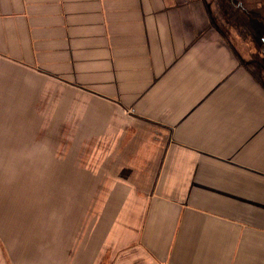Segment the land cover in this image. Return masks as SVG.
<instances>
[{
    "label": "crops",
    "instance_id": "crops-1",
    "mask_svg": "<svg viewBox=\"0 0 264 264\" xmlns=\"http://www.w3.org/2000/svg\"><path fill=\"white\" fill-rule=\"evenodd\" d=\"M75 119L93 206L32 198L0 264H264V0H0V169L49 198Z\"/></svg>",
    "mask_w": 264,
    "mask_h": 264
},
{
    "label": "rangeland",
    "instance_id": "rangeland-1",
    "mask_svg": "<svg viewBox=\"0 0 264 264\" xmlns=\"http://www.w3.org/2000/svg\"><path fill=\"white\" fill-rule=\"evenodd\" d=\"M55 108L56 111L57 109L60 110V107ZM84 126L87 128H93L95 123L93 119H90L85 121ZM69 127L70 149L69 153H67L68 159H66L65 151L64 153H54V163L56 164L58 162L57 160H59V162L54 167V191L52 196L49 198L46 199L45 197V184L43 181L38 180L37 184L30 182V177L32 176L31 172L34 171V169L29 167H24L20 170L0 169V224L8 222L10 224L22 226L24 223H29V208L32 198V204L36 202L37 206H33L31 210L34 211L36 207H41L44 217H39V219H42L43 223H45L46 218V206H52L54 208L53 218L55 224L60 223L61 219L65 220L66 218V216L61 212V208H67V218L70 221H73L75 219L76 212L72 209L76 210L80 204H82V206H86L87 208L93 206L94 200L86 199V201H82V203H80L79 201L77 202V200L72 199L74 197L73 193L78 189L83 188V185H85L87 191L93 190L94 188L92 184L93 178L91 172L86 170L87 172L82 173V170L78 169L80 167L79 161L83 163V165L85 164L84 159L87 163H90L93 159V153H86L79 150L81 148V145L78 146V129L81 127L79 121L76 119L71 120ZM55 128H58L57 121H55ZM39 154H44V152ZM63 154L65 165L61 167V157ZM23 155H28L27 159H29V153H23ZM79 157L81 159L78 161L77 158ZM40 170L43 169H37L38 174H40ZM82 179H84L83 182ZM109 187L110 184H105L102 185L101 189L100 187L97 188L96 191H101L102 194H104V191L109 189ZM35 192H37V200H34ZM95 205L97 206L98 204ZM124 206L125 204L122 205V207ZM9 214H11V216Z\"/></svg>",
    "mask_w": 264,
    "mask_h": 264
}]
</instances>
